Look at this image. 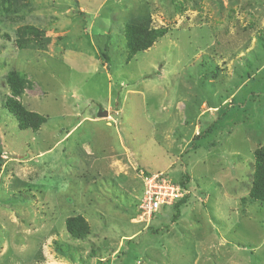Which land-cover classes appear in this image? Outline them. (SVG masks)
<instances>
[{
  "label": "rangeland",
  "instance_id": "1",
  "mask_svg": "<svg viewBox=\"0 0 264 264\" xmlns=\"http://www.w3.org/2000/svg\"><path fill=\"white\" fill-rule=\"evenodd\" d=\"M10 2L0 264H264V201L250 196L264 147V0ZM128 24L167 34L129 61ZM24 26L43 44L20 50ZM12 71L28 81L20 103L46 119L38 131L6 106ZM162 174L185 203L145 214L148 179ZM79 215L85 239L66 229Z\"/></svg>",
  "mask_w": 264,
  "mask_h": 264
},
{
  "label": "trees",
  "instance_id": "2",
  "mask_svg": "<svg viewBox=\"0 0 264 264\" xmlns=\"http://www.w3.org/2000/svg\"><path fill=\"white\" fill-rule=\"evenodd\" d=\"M10 3V0H1L2 6L7 11ZM166 34L167 29L165 28L157 29L146 25L128 24L125 32L128 60H132L137 53L152 48ZM41 37L42 31L39 29L33 26H24L17 32V47L20 50H25L31 46H35V42L41 45L44 42ZM7 83L12 92V97L7 98L6 101L7 108L16 117L22 129L38 131L46 123V119L38 113L27 111L18 100L27 88L28 81L21 73L12 71L7 76ZM250 196L254 200L264 201V147L256 152V168ZM183 203H185V199L174 205L173 208H180ZM66 229L75 239H85L90 235V225L81 215L68 218Z\"/></svg>",
  "mask_w": 264,
  "mask_h": 264
},
{
  "label": "built area",
  "instance_id": "3",
  "mask_svg": "<svg viewBox=\"0 0 264 264\" xmlns=\"http://www.w3.org/2000/svg\"><path fill=\"white\" fill-rule=\"evenodd\" d=\"M149 188L145 195V214L152 215L159 210L174 207L183 201L185 190L173 183L170 179L162 175H155L148 179Z\"/></svg>",
  "mask_w": 264,
  "mask_h": 264
},
{
  "label": "water",
  "instance_id": "4",
  "mask_svg": "<svg viewBox=\"0 0 264 264\" xmlns=\"http://www.w3.org/2000/svg\"><path fill=\"white\" fill-rule=\"evenodd\" d=\"M106 116H107V113L106 112L99 114V117H106Z\"/></svg>",
  "mask_w": 264,
  "mask_h": 264
}]
</instances>
